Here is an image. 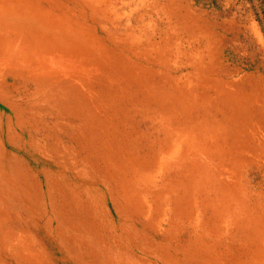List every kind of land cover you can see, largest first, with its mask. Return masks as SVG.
I'll use <instances>...</instances> for the list:
<instances>
[{
	"label": "rangeland",
	"instance_id": "1",
	"mask_svg": "<svg viewBox=\"0 0 264 264\" xmlns=\"http://www.w3.org/2000/svg\"><path fill=\"white\" fill-rule=\"evenodd\" d=\"M0 264H264V0H0Z\"/></svg>",
	"mask_w": 264,
	"mask_h": 264
}]
</instances>
